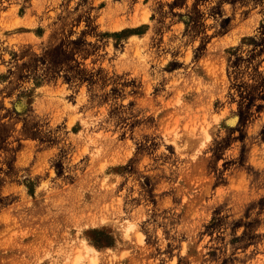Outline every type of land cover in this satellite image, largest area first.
Masks as SVG:
<instances>
[{
	"label": "rangeland",
	"instance_id": "rangeland-1",
	"mask_svg": "<svg viewBox=\"0 0 264 264\" xmlns=\"http://www.w3.org/2000/svg\"><path fill=\"white\" fill-rule=\"evenodd\" d=\"M77 256L264 264V0H0V264Z\"/></svg>",
	"mask_w": 264,
	"mask_h": 264
},
{
	"label": "bare ground",
	"instance_id": "bare-ground-1",
	"mask_svg": "<svg viewBox=\"0 0 264 264\" xmlns=\"http://www.w3.org/2000/svg\"><path fill=\"white\" fill-rule=\"evenodd\" d=\"M87 250L88 251H91V250H93V248L92 247H87ZM94 258L92 259L93 260L92 262H95V259ZM75 264H83V263L80 262V256H77L76 261H75Z\"/></svg>",
	"mask_w": 264,
	"mask_h": 264
}]
</instances>
